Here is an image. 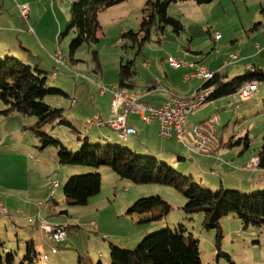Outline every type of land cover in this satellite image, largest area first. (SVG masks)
<instances>
[{
  "label": "rangeland",
  "instance_id": "obj_1",
  "mask_svg": "<svg viewBox=\"0 0 264 264\" xmlns=\"http://www.w3.org/2000/svg\"><path fill=\"white\" fill-rule=\"evenodd\" d=\"M147 1L124 0L100 9L98 41L85 42L71 53L70 44L76 32L70 30L63 36L61 34L66 32L70 21L72 0H0V20L7 19V23H14L18 27L25 24V31H30L32 26L34 36L44 38L46 46L42 42L38 46L46 48V55L38 51L33 53L39 55H32L24 50L26 59L14 57H19L32 66L38 65L47 72L48 86L66 93L50 94L46 101L53 107L63 109V117L77 131H71L68 126H60L59 119L44 125L42 131L60 139L69 151L80 150L83 146L81 139L88 133L93 135L91 143H117L116 141L121 140L117 130L89 124L96 115L103 119L111 116L113 86L118 82L121 63L134 61L139 71L135 88L138 92L144 91L149 81L157 77L147 73L142 66L144 61L148 63V68L152 66L159 73L160 80L169 84L165 72L169 68L170 57L188 63L189 56L196 58L197 64L207 65L219 56L228 58L234 53L240 56L238 43L243 40L247 42L249 38H253L255 46L264 49V0H214L205 4H198L193 0L173 2L168 12L180 19L185 28L176 33L171 26H167L164 32L154 27L148 42L134 45L123 34L130 30L139 31ZM21 5L30 6V23L20 19L21 16L18 17L14 12H8ZM3 15L7 17L1 18ZM7 23L5 26L0 24V28L10 27ZM257 26L259 27L256 28ZM218 33L220 36L216 38ZM236 45L238 46L235 47ZM244 48L249 47L245 45ZM58 50L66 58V65L54 59L53 54ZM101 86L108 88L105 94L100 92ZM256 94L258 98L264 99V82H259ZM230 97L234 99V95ZM211 102L206 101L196 109L190 115V121H201L210 112ZM4 106L6 105L0 100V109ZM235 108L230 115H222L224 126L219 124V133L239 136L250 132V152L257 154L264 136V102L251 99L247 104H237ZM134 115H130V120ZM36 122L35 116L18 112L8 116L0 115V142L4 140V144H0V187L4 188L5 193L15 191L5 188L17 189L26 197L20 211V216L25 221L22 219L19 226L7 223L8 228L12 226L8 231L4 225L0 228L5 242L0 247L3 264H6V256L12 252L14 264H23L26 244L22 239L25 231L31 228L35 230L34 238L38 248L36 264H79L81 256L88 263L101 261L103 264H110V243L134 249L146 236L162 229L176 228L180 224L184 225L186 236L192 234L199 240L202 264H233L232 261L235 264H264V224L245 227L235 213H230L221 219L220 227L209 228L205 225L204 212H185L187 198L183 191L173 185L139 183L121 178L107 165H60L59 147L54 144L45 145V141L30 129ZM165 141L167 140L161 137L154 140L160 144ZM169 142L170 150L166 148L162 151L161 145L155 151L161 153L158 155L161 161L167 162L184 176H191L189 181L213 190L218 189L221 183H237V178L228 167L216 168L208 156L187 151L174 139ZM122 144L129 148H142L146 145L144 142ZM234 146L236 151L237 144ZM179 155L184 158H179ZM95 172L102 176L100 192L91 196L87 204H68L64 187L69 177ZM55 181H59L60 186L52 194L51 184ZM189 185L186 183L184 187ZM152 195H160L172 204L173 208L168 215L141 222V219L151 215L128 214L136 200ZM40 201L44 203L41 207L37 205ZM35 206L38 209L44 208L42 217L49 223L66 226L64 239H51L39 227V223L30 224L33 222L28 221L27 217L34 216L31 210ZM4 217L1 216L2 219ZM39 218L38 216L34 220L39 222ZM15 229L21 232L19 237L15 234ZM217 251H220V256ZM226 254L230 255L231 260Z\"/></svg>",
  "mask_w": 264,
  "mask_h": 264
},
{
  "label": "trees",
  "instance_id": "obj_2",
  "mask_svg": "<svg viewBox=\"0 0 264 264\" xmlns=\"http://www.w3.org/2000/svg\"><path fill=\"white\" fill-rule=\"evenodd\" d=\"M123 1L124 0H72L70 21L67 25L66 32L61 34L63 36L70 30L76 32V36L70 44L71 53H74L85 42L98 41L97 32L100 27L98 19L99 10L114 6ZM178 1L187 0H148L143 8V18L139 31L130 30L125 32L123 37L132 40L134 45H143L150 40L154 27L164 32L167 26H171L176 33H180L185 28L184 24L180 19L170 15L168 12L170 4ZM193 1L198 4H205L214 0ZM258 27L259 26L256 28ZM66 63L67 61L61 64L66 65ZM138 73L139 71H137L133 60L128 61L126 64L121 63L117 85L124 87L130 92L136 93L134 90L137 86L136 76ZM52 77H55V75ZM47 81V72L38 65L32 66L31 64L25 63L20 58L11 55L3 56L0 54V100L6 105L4 109L0 110V114L8 115L13 112H18L26 116H35L37 122L33 126H30V129L45 141V145L54 144L59 147L58 156L60 165L71 164L92 167L107 165L121 178L130 179L139 183L157 182L173 185L183 191L187 198V203L184 206L185 212L187 214L204 212L205 225L209 228L220 227L221 219L230 213H235L245 227L251 224L257 226H262L264 224V189L242 191L240 189L226 188L223 186H219L216 190L206 188L197 182L189 181L191 176H184L167 162L161 161L162 159L158 155L140 152L134 148L125 147L118 142L112 143L115 141L111 140V142L106 144H101L100 142L91 143L90 138L85 136L84 139H81L83 140V146L80 150L75 152L69 151L60 139L42 131L44 125L54 123L58 121V119V124L60 126H68L71 131H77L73 124L63 117V109L53 107L46 101V98L50 94L66 95V93L59 88L49 87ZM254 81L257 82V90L259 82H264V67L257 63L252 64L243 73L232 77H228L226 73H221L219 71L214 72V76L206 80L192 98L179 96L171 91L170 95L175 94L187 100H192L196 98L201 91L211 88L213 92L207 97L206 101L236 95L238 102L247 104L250 100H241L238 96V92L241 87ZM201 106L202 104L199 107ZM212 117H217L219 123V117L216 115L210 116L203 121ZM218 123L216 124V134L220 140L219 149L211 154L202 155L211 157L219 152L222 146V138L217 131ZM89 124L92 126H99L100 128L109 127L107 125L91 124L90 122ZM129 136L126 138H121L119 136V138L124 141ZM175 138L177 139V137ZM238 143H244L249 146L250 139L248 135L231 136L227 142V144L231 146ZM191 152L197 153L196 151ZM181 157L182 156L179 155V158ZM255 158H258L259 162L257 167L254 165ZM255 158L252 159L251 167L264 169V136L262 146ZM57 182L58 186L55 187V183ZM186 183L190 184L187 188L184 187ZM51 186V192L55 194L56 189L60 186V182L55 181ZM101 187L102 176L99 172L71 175L64 187L66 202L73 205L87 204L91 196L100 192ZM38 205L41 207L43 202H38ZM172 208V204L160 195H152L136 200L129 208L128 214L148 213L151 215L141 219L140 221L142 222L165 217ZM39 217L40 220H46L40 213ZM27 220L34 222V217L29 216ZM185 233L186 229L184 225L180 224L176 228L162 229L146 236L134 249L122 248L110 243V264H202L199 240L194 238L192 234L186 236ZM49 238L55 239L50 236ZM4 244L5 242L0 238V247L4 246ZM216 253L220 256V251ZM226 256L231 260L230 255L226 254ZM37 258L38 251L34 243L32 241H27L22 263L36 264ZM232 263L235 264L233 261ZM0 264H3L2 256H0ZM6 264H14L13 252L6 256ZM79 264L103 263L101 261L97 263H88L85 261V258L81 256L79 257Z\"/></svg>",
  "mask_w": 264,
  "mask_h": 264
},
{
  "label": "crops",
  "instance_id": "obj_3",
  "mask_svg": "<svg viewBox=\"0 0 264 264\" xmlns=\"http://www.w3.org/2000/svg\"><path fill=\"white\" fill-rule=\"evenodd\" d=\"M5 3V2H4ZM6 4V3H5ZM10 13L14 12L18 17H20V10L19 8H12ZM5 15L1 16L4 17ZM7 17V16H5ZM22 19V17L20 18ZM30 20V18H29ZM25 21V20H24ZM30 23L29 21H26ZM7 23V19L0 20V24H5ZM27 23V24H28ZM8 25H11L10 27H5L0 28V54L4 55H11V56H19L20 58L26 59V55L24 53V50L27 51L28 53L32 55H39V54H34V51H38L40 54L46 55V48L44 49L39 48L38 44L39 42H42L45 45L44 38L40 37L37 38L34 36V33L31 31H25L27 26L24 24L23 26H17L14 23H7ZM10 33V35H9ZM219 34V33H218ZM222 39V38H221ZM234 39H237L236 37ZM232 39V40H234ZM240 45L241 49V55L235 60H232L231 56L228 58H219L214 61H209L208 64L206 65L207 68L210 71L213 72H221V73H226L228 77H232L234 75H238L243 73L248 67H250L252 64L257 63L260 66L264 67V49L261 50V47H257V45H254L253 38H249L247 42L245 40L242 41V43H238ZM236 45L235 47H237ZM247 45L249 48H244V46ZM46 46V45H45ZM261 50V51H260ZM46 51V52H45ZM20 54V55H19ZM50 54V53H48ZM236 54V53H234ZM185 56V54H184ZM18 57V58H19ZM188 63L190 64H197V59L196 58H191L187 56ZM187 62V61H186ZM142 66L145 67L147 73L150 76H157L155 79H152L149 81V83L146 85V89L144 91H136L137 94L141 96V99L154 105V106H161L164 102H167V100L170 97V91L177 94L181 95L183 97L187 98H192L196 95V93L199 91V89L203 86L205 83V79L200 78V77H190L188 78L187 75L189 73L194 72L195 70V65H189V66H181V67H173L169 63V68L165 72V75L169 79V84H166L164 80H160L159 78V73L155 71L152 66L149 67L147 62H143ZM139 74V73H138ZM137 74V75H138ZM162 77V76H161ZM118 84V82H117ZM258 91V90H257ZM102 94H105L101 91ZM233 96V95H232ZM114 94L112 95V100H113ZM251 99H259L264 102V99L258 98L257 94L255 93L254 97ZM250 99V100H251ZM111 100V103H112ZM241 104L240 102L237 101L236 95H234V99L232 100L230 96L218 98L216 100H212L211 102V110L210 112L201 120L203 121L204 119L216 115L219 117V123L217 125V131L219 133V127L223 124V119L222 115H230L231 112H234L236 110V105ZM6 106H4L5 108ZM2 108V109H4ZM1 110V109H0ZM223 110L221 113L220 111ZM11 114V113H10ZM8 114V115H10ZM2 115V114H0ZM5 115V116H8ZM131 115V114H130ZM130 115H129V124L133 127L136 128V133L131 134L126 140L123 141L121 139L120 141H116L120 144L122 142L126 143H134L136 144L137 142H144V146L142 148L140 147H132L140 152H145L148 154H154V155H160L161 153H158L157 148L162 145L161 150L163 151L164 149H169L170 142L169 140H175L176 142L180 143L175 137L172 138H166L162 137L159 134V122L157 119H154L151 122H147L143 120L140 116L134 115L132 117V120H130ZM191 115V114H190ZM112 116V113H111ZM110 116V117H111ZM109 117V118H110ZM199 121V122H201ZM196 122V123H199ZM196 123H192L189 118V124L193 125ZM220 124V126H219ZM224 126V124H223ZM13 131V130H12ZM10 131V134L12 133ZM248 135L250 139V145L247 146L244 143H238L236 151L234 150L235 146H231L227 144L229 141V138L231 136H237V135H231V136H225L224 134H220L222 138V146L219 150V152L215 156L208 157L210 158V161L216 168H223V167H228V169L231 170V173L237 178V183H234V185H226L222 183L219 186L223 187H228V188H236L240 189L242 191H255V190H260L264 189V169L261 168H254L251 167V162L252 159H254L257 154L256 153H251L250 152V146L252 143V137L250 132H247L245 134H241L239 136H245ZM91 133H88L86 136L88 138L93 137L91 136ZM97 135H95V138ZM101 136V135H100ZM99 136V138H100ZM159 137L167 140L164 143H155L154 140L158 139ZM9 138V137H8ZM111 138V137H110ZM168 144H167V143ZM0 144H4V140L0 142ZM148 144V145H147ZM181 144V143H180ZM178 146V144H177ZM176 146V147H177ZM170 150V149H169ZM173 151V150H171ZM259 151V150H258ZM232 157V159H231ZM240 157L241 159H238ZM181 158H184L183 156ZM230 174V173H229ZM237 185V186H235ZM7 190L13 191L11 193H5L4 188L0 187V203H4L7 208H8V213L7 214H2L0 213V228L4 225L6 230H10L12 226L16 225L19 226L20 222L25 221L24 218H21L20 216V211L21 208L24 206V202H26V197L22 192L17 191V189H9L5 188ZM44 204V203H43ZM38 205V204H37ZM43 206V205H42ZM40 213L41 216L44 214V208L43 209H38L37 206L31 210V214H34V219L38 218V214ZM5 216L3 219L1 216ZM8 215V217H7ZM24 215V214H23ZM7 217V218H6ZM23 217V216H22ZM35 221V220H34ZM12 223V226L8 228L6 225L7 223ZM33 225H37V222L30 223ZM20 231L21 228H20ZM17 229H15V234L17 237H19V233H21ZM34 229H29L25 231L24 238L22 240H25V244H27V241H32L37 248V244L34 238ZM23 235V234H22ZM0 238L3 239L1 233H0ZM27 238V239H25Z\"/></svg>",
  "mask_w": 264,
  "mask_h": 264
},
{
  "label": "built area",
  "instance_id": "obj_4",
  "mask_svg": "<svg viewBox=\"0 0 264 264\" xmlns=\"http://www.w3.org/2000/svg\"><path fill=\"white\" fill-rule=\"evenodd\" d=\"M20 16L23 20L29 21L30 6H19ZM33 32V27H30ZM220 34L215 37L218 38ZM54 59L58 63H65L63 53L58 50L53 54ZM233 60L238 58L237 54L231 56ZM169 63L173 67L195 65V70L187 75L190 77H200L203 79L209 78L210 71L204 64H190L182 59L170 57ZM114 97L111 104L112 117L103 119L100 115H96L91 121V124L107 125L122 134L124 138L136 132L135 127L129 125V115L136 114L143 120L151 122L157 119L159 122V133L163 137L170 138L172 136L177 139L189 150L196 151L201 154H211L217 150L214 144V136L216 134L217 117L209 118L197 124H189V114L205 102V94L210 93L213 89L203 90L199 96L187 102H180L179 96H170L168 101L162 106H154L139 96H124V88L119 85H114ZM108 88L101 86V91L106 92ZM257 91V82L248 83L241 87L238 96L241 100H249V96L254 95ZM257 167V166H255ZM58 184L55 183V187ZM7 207L0 203V213L7 214ZM30 220V219H29ZM40 228L57 240H62L66 237V226H52L48 221L41 219L39 221Z\"/></svg>",
  "mask_w": 264,
  "mask_h": 264
},
{
  "label": "bare ground",
  "instance_id": "obj_5",
  "mask_svg": "<svg viewBox=\"0 0 264 264\" xmlns=\"http://www.w3.org/2000/svg\"><path fill=\"white\" fill-rule=\"evenodd\" d=\"M63 58H64V57H63ZM65 59H66V58H64V61H66ZM213 76H214V72H211V73H209V78H206L205 80H208V79L212 78ZM123 88H124V87H123ZM210 89H211V88H210ZM212 92H213V90L210 91V93L205 94V101H206L207 97H208ZM124 96H139V97H141L140 95H138V94H136V93H133V92H130V91H128V90L125 89V88H124ZM170 96H177V95H175V94H171ZM197 96H199V94H198ZM253 96H254V95L249 96V100H250ZM179 101H180V102H187L188 100L185 99V98L179 97ZM119 136H120L121 138H124L122 134H119ZM214 144H215V146H216V148H217V150H218V149H219V145H220V140H219V138H218L217 135L214 136ZM258 163H259V162H258V158H255V159H254V165H255V166H258ZM57 186H58V184L56 185V187H57ZM52 226H60V224H56V225H53V224H52Z\"/></svg>",
  "mask_w": 264,
  "mask_h": 264
}]
</instances>
